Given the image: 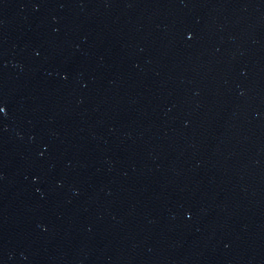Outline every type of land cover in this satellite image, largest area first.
I'll list each match as a JSON object with an SVG mask.
<instances>
[{
	"label": "water",
	"instance_id": "95a60500",
	"mask_svg": "<svg viewBox=\"0 0 264 264\" xmlns=\"http://www.w3.org/2000/svg\"><path fill=\"white\" fill-rule=\"evenodd\" d=\"M0 264H264V0H0Z\"/></svg>",
	"mask_w": 264,
	"mask_h": 264
}]
</instances>
